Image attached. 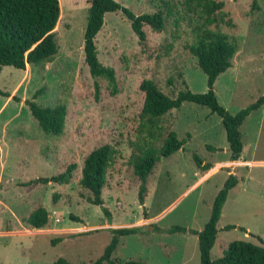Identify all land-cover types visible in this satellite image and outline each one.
Masks as SVG:
<instances>
[{"label": "rangeland", "instance_id": "374dc122", "mask_svg": "<svg viewBox=\"0 0 264 264\" xmlns=\"http://www.w3.org/2000/svg\"><path fill=\"white\" fill-rule=\"evenodd\" d=\"M88 1L58 0V49L49 61L23 69L0 68V90L7 94L0 95V264H51L57 257L87 263L101 255L109 229L120 227L139 229L119 237L110 255L117 264H199L196 236L165 229L177 225L200 230L229 173L238 181L222 204L210 259L220 256L231 240L264 245V105L249 112L239 126L240 163L227 160L217 114L188 101L166 112L161 122L184 143L155 164L139 205L138 181L127 163L143 99L138 85L151 79L173 97L182 88L177 76L181 73L191 92L206 90V77L186 47L193 38L195 16L182 0H115L134 14L169 15L159 32L144 25L142 42L121 12L103 15L94 44L99 62L114 71L112 87L92 77L83 61ZM216 1L223 6L219 20L209 28L233 38L237 50L231 66L216 77L214 93L225 110L235 113L264 94V0ZM30 99L42 106L64 105L59 135L41 130L25 103ZM102 144L115 151L101 191L110 222L98 205L86 200L89 192L78 184L83 158ZM193 156L209 163L208 169L200 171ZM70 163L75 167L67 183L39 181ZM37 206L48 211L42 230L24 221ZM228 224L234 227L223 230Z\"/></svg>", "mask_w": 264, "mask_h": 264}, {"label": "trees", "instance_id": "16d2710c", "mask_svg": "<svg viewBox=\"0 0 264 264\" xmlns=\"http://www.w3.org/2000/svg\"><path fill=\"white\" fill-rule=\"evenodd\" d=\"M86 9L85 25L83 29V61L89 74L94 78L106 80L114 87V71L109 66L102 65L97 59L94 38L101 28L103 15L106 12L119 11L129 21V27L139 42L145 40L143 26L159 32L164 28L169 11L163 13L134 14L115 0H89ZM186 10L194 14L193 38L188 44V52L195 57L196 64L206 77V90L201 93L191 92L181 73L182 88L178 89L173 97L160 91L151 79H142L138 85L143 94L142 104L138 114L135 130V139L129 141L130 151L127 163L135 175L137 186V201L142 206L146 192L147 177L161 157H167L181 148L183 138H178L173 130H166L161 116L171 109L179 107L181 102L188 101L206 107L209 112L219 116L225 139L227 142L229 161L237 160L240 156L242 143L239 126L244 118L253 110L264 105V94L259 95L246 107L229 113L217 101L214 93L216 77L231 66V60L237 50L236 41L226 34L209 28L219 20L223 2L216 0H182ZM58 0H0V68L11 66L23 69L26 64L42 66L57 52L54 27L58 20ZM176 20V19H175ZM174 20L173 23L176 21ZM168 82H171L169 79ZM95 90L97 85L95 84ZM0 95L7 96L0 90ZM33 119L41 130L50 135H59L62 131L65 116L63 104L42 106L33 99L25 101ZM159 142V144H157ZM207 149H214L207 145ZM114 149L110 144H102L91 149L83 158L80 168L78 184L89 192L86 200L98 205L106 216L107 222L111 217L103 206L101 191L105 183L106 168L109 165ZM200 171H205L209 163L193 156ZM73 163L68 164L62 172L51 175L49 178L36 179L47 182L67 183L74 169ZM238 181L235 174L229 173L221 187L213 197L208 219L198 231L181 226H171L165 229L168 233H191L196 236L199 264H264V245L250 241L235 239L227 243L216 259H210V249L214 243L217 228L216 222L220 215L227 191ZM30 228L42 229L48 221V211L37 206L25 218ZM233 225H225L222 229L228 230ZM138 227L111 228L109 242L104 246L101 255L87 263H73L62 257H57L51 264H117L110 258L112 251L118 244L119 237L130 234ZM121 264H149L138 260H125Z\"/></svg>", "mask_w": 264, "mask_h": 264}, {"label": "crops", "instance_id": "0c3cea01", "mask_svg": "<svg viewBox=\"0 0 264 264\" xmlns=\"http://www.w3.org/2000/svg\"><path fill=\"white\" fill-rule=\"evenodd\" d=\"M241 150H242V148H241ZM241 152H240V156H239V158L237 159V160H234V161H232V162H238V163H240V159H241ZM31 229H33V230H36L35 228H31ZM42 230V229H41Z\"/></svg>", "mask_w": 264, "mask_h": 264}]
</instances>
